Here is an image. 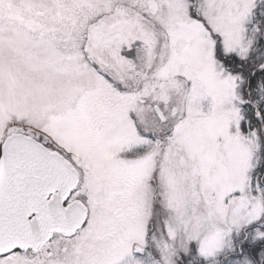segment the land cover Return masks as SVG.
<instances>
[{
	"label": "snow or ice",
	"instance_id": "1",
	"mask_svg": "<svg viewBox=\"0 0 264 264\" xmlns=\"http://www.w3.org/2000/svg\"><path fill=\"white\" fill-rule=\"evenodd\" d=\"M0 264H264V0H0Z\"/></svg>",
	"mask_w": 264,
	"mask_h": 264
}]
</instances>
